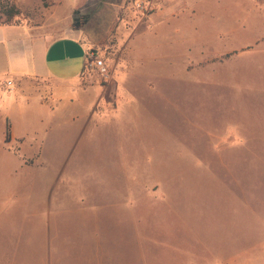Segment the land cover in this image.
Wrapping results in <instances>:
<instances>
[{"label":"rangeland","instance_id":"obj_1","mask_svg":"<svg viewBox=\"0 0 264 264\" xmlns=\"http://www.w3.org/2000/svg\"><path fill=\"white\" fill-rule=\"evenodd\" d=\"M9 1L11 22L87 19L113 76L89 73L132 95L72 148L0 139V264H264V0Z\"/></svg>","mask_w":264,"mask_h":264},{"label":"crops","instance_id":"obj_2","mask_svg":"<svg viewBox=\"0 0 264 264\" xmlns=\"http://www.w3.org/2000/svg\"><path fill=\"white\" fill-rule=\"evenodd\" d=\"M170 17L178 20L182 15L166 9L156 13L143 35L156 33ZM86 24L87 19L80 26L64 29L25 21L0 24V139L6 145L29 148L28 154L33 155L43 148L44 137L59 136V144L72 148L88 130L97 129L108 112L106 107L121 106L132 95L128 91L120 94L125 89L121 86L123 73L110 94L86 72L88 51L100 44L83 31ZM101 54L106 55L103 50ZM138 63H131L128 57V66L142 65ZM8 155L21 163L19 156ZM5 256L9 255L0 251V258Z\"/></svg>","mask_w":264,"mask_h":264},{"label":"built area","instance_id":"obj_3","mask_svg":"<svg viewBox=\"0 0 264 264\" xmlns=\"http://www.w3.org/2000/svg\"><path fill=\"white\" fill-rule=\"evenodd\" d=\"M102 50L98 47H93L88 51L85 59L86 72L96 70L101 79L107 83L113 76L112 70L101 56Z\"/></svg>","mask_w":264,"mask_h":264},{"label":"trees","instance_id":"obj_4","mask_svg":"<svg viewBox=\"0 0 264 264\" xmlns=\"http://www.w3.org/2000/svg\"><path fill=\"white\" fill-rule=\"evenodd\" d=\"M41 1L42 3H46L47 0H41ZM2 6L6 8V11L2 14L6 18V21L4 22L0 21V24H9L11 23V20L19 14V10L9 0H4V2H2ZM9 131H10L9 125H7L6 138H5L6 142L9 141Z\"/></svg>","mask_w":264,"mask_h":264}]
</instances>
